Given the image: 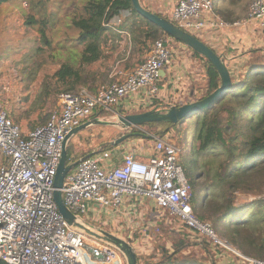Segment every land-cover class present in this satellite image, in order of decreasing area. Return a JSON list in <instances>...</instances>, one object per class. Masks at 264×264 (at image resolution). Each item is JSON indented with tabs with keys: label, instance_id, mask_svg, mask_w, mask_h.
I'll list each match as a JSON object with an SVG mask.
<instances>
[{
	"label": "built area",
	"instance_id": "2783aa9c",
	"mask_svg": "<svg viewBox=\"0 0 264 264\" xmlns=\"http://www.w3.org/2000/svg\"><path fill=\"white\" fill-rule=\"evenodd\" d=\"M171 19L198 37L236 29L264 30V0H251L247 15L234 22L216 14L213 0H177ZM172 44V37H159L142 63L129 71L115 66L109 81L95 93L84 86L76 92H60L46 121L27 132L0 101L1 264H125L118 249L107 248L64 219L54 200V179L63 141L74 127L97 115L114 120L138 113L151 107L154 99L168 103L158 98L164 74L171 67L175 80L183 75L182 65L171 64ZM191 101L184 99L183 104ZM127 144L80 158L65 176L62 199L77 222L103 229L99 224L115 222L116 231H107L122 237L127 230L132 238L136 229L158 232L159 221L169 222L173 216L199 237L208 238L212 248L221 246L216 254L220 263L225 264L222 259L227 264H264L221 239L210 222L197 217L192 188L180 164L183 150L174 138L155 137L151 151L134 142ZM257 198H264V193ZM165 213L171 216L164 217ZM135 241L130 244L140 252Z\"/></svg>",
	"mask_w": 264,
	"mask_h": 264
},
{
	"label": "trees",
	"instance_id": "16d2710c",
	"mask_svg": "<svg viewBox=\"0 0 264 264\" xmlns=\"http://www.w3.org/2000/svg\"><path fill=\"white\" fill-rule=\"evenodd\" d=\"M10 1L13 0H0V6ZM140 2L147 10L170 19L169 15L151 9L144 0ZM41 4L42 1H38L36 6L42 7ZM248 6L249 3L242 10L219 8L215 12L223 20L234 22L244 18ZM122 15L126 19L114 27L113 21ZM29 19L38 22L41 18L30 15L26 20ZM42 20L45 22L40 26L46 28L47 20ZM71 22L79 30L75 42L80 52L76 56L63 58L53 75L45 77L41 84L42 91L36 95L49 101L52 98L53 107H56L57 96L62 91L76 92L83 85L91 92H97L105 81L83 75L84 68L101 60L104 48L108 45L109 49L115 48L114 42L109 44V40L119 39L120 30L130 31L137 43L144 47L150 43L152 46L163 35L169 36L138 14L131 0H87L80 12L72 16ZM196 37L207 44L202 37ZM177 44L180 43L174 39V45ZM207 45L220 53L218 49ZM185 50L199 68L194 79L191 78L189 82L191 100L203 99L219 87V74L204 56L188 47ZM244 54V61L237 64L225 56L232 87L210 107L194 114V133L192 138L188 135L184 137V147L179 144V131L169 122H147L138 127L132 126L125 141L149 136L153 140L155 137L163 138L175 128L176 132L169 136L182 148L181 158L185 157L192 174V178L188 179L184 172L195 198L193 210L197 217L210 222L216 234L222 231L221 224L224 222L225 233H230L233 238L230 241L221 239L248 256L264 260V198H257L264 192V180L257 182V176L252 172L258 163L264 164V159L260 157L264 154V47H252ZM160 104L164 102L154 99L151 107ZM181 104L183 101L176 105ZM182 122L180 120L178 123L181 127L184 126ZM101 131L94 141L92 136L80 137L78 140L83 143L82 148H77L71 138L67 145V163L87 157L97 150L110 148L111 139L122 134L104 139ZM200 191L204 192L201 204L198 202ZM232 220H235L234 226ZM170 223L164 220L160 224V230L152 236L153 245L149 250L139 252L136 249L138 264H221L216 256L222 251L221 246L214 249L208 238L199 237L184 224L175 227ZM141 232V229H136L132 238L126 232L122 237L133 245Z\"/></svg>",
	"mask_w": 264,
	"mask_h": 264
},
{
	"label": "rangeland",
	"instance_id": "374dc122",
	"mask_svg": "<svg viewBox=\"0 0 264 264\" xmlns=\"http://www.w3.org/2000/svg\"><path fill=\"white\" fill-rule=\"evenodd\" d=\"M38 1H42L40 5L42 7L36 6ZM86 1L87 0H13L0 6V101L5 105L8 113L11 115L14 113L15 117H17V112H19L21 103L23 104L24 102V97L30 95L31 99H34L38 92H40V86L46 77L43 76V74L53 73L57 70L63 58H67L69 55L72 57L76 56L78 52H80L75 42V39L79 35V30L73 26L71 18L80 12L81 6ZM176 1L177 0H160V3L169 10L172 9ZM213 2L215 10L219 8L223 10H232L233 8L242 10L245 5L248 3L250 4L251 0H235V2L230 0H213ZM248 7L246 9V15ZM36 10L38 11L37 13ZM30 15L41 19H38V22H32V19L26 20L27 16ZM169 17L171 19V14ZM42 19L47 20L46 28L40 26L41 23L45 22V20ZM125 19L126 17L124 15L115 19L113 21L114 27H118ZM2 23H4L3 29H1ZM262 31L264 30L257 28L255 34L262 37ZM218 33L219 31L213 34L218 35ZM137 34L138 33H136V36ZM112 42H114L115 48L109 49V45L107 48H104V57L86 66L83 75L88 74L91 79L94 78L97 80L102 78L101 81L103 80L105 81L104 83H107L109 81L110 72L115 66H118L123 71L133 69L140 61L146 58L151 45L150 43L148 47H144L137 43L133 38V34L126 29L120 30L119 39L117 38L114 41L109 40V44ZM172 50L173 61L171 64L177 66L182 65L180 70L183 75L175 80V76L173 75V71L170 70V67L166 74L168 81L161 86L158 98L166 100L165 102L168 103L173 101V99L183 101L184 99L187 100L190 98L191 100L190 96L192 94L189 88V82L191 78L193 80V76L198 73V64L189 57L184 45L172 44ZM38 72L40 73L38 74ZM99 75L101 76L99 77ZM172 79L174 80L173 83ZM27 90L30 92H27ZM145 99L146 97L143 96L142 100ZM48 102L53 106L52 98L50 101L48 100ZM11 118L24 131L30 130L37 125L31 124L28 121V117H23L19 122L18 120L15 121L16 119L14 117L11 116ZM178 123L174 124V127L177 128L180 134L179 138L181 140H179V144L181 147H184L186 145L184 137L188 135L192 138L193 136L195 119L192 117L183 120V127ZM175 128L170 130V134L176 132ZM100 130H103L101 132H103L102 137L104 139L121 133L120 129L113 126L95 125L82 129L78 134L72 136V140L77 144V148H82L83 143L78 139L80 137L88 138L92 136V140L94 141L99 135ZM111 141H113V139H111ZM129 142H134L143 151H151L153 147V139L148 138H130L121 144L128 145L127 143ZM113 148V145H110L108 149ZM260 157L264 159V154L260 155ZM180 164L187 178H192V174L190 173L189 166L184 156L181 158ZM263 166L264 164L258 163L252 171L253 174L255 173L257 176V182L264 180ZM203 200L204 192L200 191L198 195L199 204H201ZM194 202L195 198L192 195L191 204L193 205ZM168 216L171 215L168 213L164 214V217ZM83 217L89 220L86 216ZM149 219V216H145L147 222H149ZM163 221L164 219L159 221V226ZM231 222L232 226H234L235 220ZM169 223L171 226L174 225L175 227L181 225L178 219H175L173 216L169 219ZM99 225L104 227L105 230L111 231H116L118 227L115 222H108L107 225ZM221 230L222 233L217 232L219 237L225 238L228 241H230V238H233L230 233H225L224 222L221 224ZM154 232L153 230H147L145 233L141 232L139 238L135 241L137 247H152V236ZM122 260L125 263L123 257ZM220 261L227 264L226 261L222 259Z\"/></svg>",
	"mask_w": 264,
	"mask_h": 264
},
{
	"label": "water",
	"instance_id": "95a60500",
	"mask_svg": "<svg viewBox=\"0 0 264 264\" xmlns=\"http://www.w3.org/2000/svg\"><path fill=\"white\" fill-rule=\"evenodd\" d=\"M131 2L134 10L142 17L155 24L163 32L184 46L204 56L215 67L220 77L219 87L203 99H197L181 105L164 103L156 105L143 112L118 115L114 120L95 116L74 127L63 141L61 157L54 179V200L58 206V210L73 228H78L87 233L89 236L98 239L99 241L106 244L105 246H107V248L115 247L118 249L124 258L125 264H138L136 251L128 241L116 234L110 233L101 227H95L84 221L77 222L75 215L64 205L61 188L63 186L65 176L79 161L77 160L67 163L68 142L73 135L82 129L90 126L102 125L113 126L120 129L122 134L113 141H110V145H119L126 140V132L131 129L132 126L138 127L147 122H169L176 124L180 120L192 118L196 112L210 107L213 102H215L221 95L228 91L232 87V82L228 67L225 63L226 57L224 53H216L206 43L201 41L193 34L183 30L172 20L158 16L157 14L147 10L143 7L140 0H131ZM160 74L162 75L163 71H160ZM89 155L91 154H88L87 156ZM85 157L86 156L82 158Z\"/></svg>",
	"mask_w": 264,
	"mask_h": 264
},
{
	"label": "crops",
	"instance_id": "0c3cea01",
	"mask_svg": "<svg viewBox=\"0 0 264 264\" xmlns=\"http://www.w3.org/2000/svg\"><path fill=\"white\" fill-rule=\"evenodd\" d=\"M144 1L153 10H159L161 13L166 15L171 14L172 9L168 10L165 7H163L162 3H160V0H144ZM3 28H4V23H2L1 29ZM256 30L257 29L255 28L253 29L246 28L242 30L236 29L231 31L219 32L218 35L213 34L214 32H209L208 34L201 35V37L207 42V44L218 49L220 53H224L227 58L232 59L231 62L233 64H237V63H242L244 61V59L246 58L244 52L247 51L248 49L252 47H264V31H262V37H260L255 34ZM178 45H183V44L180 43ZM39 73L40 72H38V74ZM53 73H44L43 76H52ZM164 76L166 75L164 74ZM165 78L166 79H164V82H166L167 76ZM27 92L30 91L27 90ZM46 99L43 97H34V99H31L30 95H26L23 99L24 100L23 104L21 103L19 107V112H17V117H15L14 113L12 115L10 113L9 114L12 117H14L16 121L18 120V122L22 120L23 117H28L29 118L28 121L31 124H37V125L42 124L46 121L49 112L52 110V108L54 109L55 107V106L53 107L48 102V99L47 100ZM56 106H57V102H56ZM27 131L28 130L24 132ZM170 218L171 217H168V219ZM139 248L141 249V251H143L145 249L148 250L151 247H139Z\"/></svg>",
	"mask_w": 264,
	"mask_h": 264
}]
</instances>
